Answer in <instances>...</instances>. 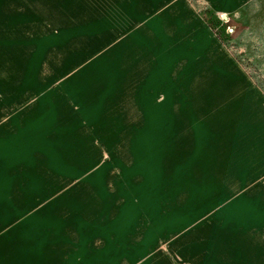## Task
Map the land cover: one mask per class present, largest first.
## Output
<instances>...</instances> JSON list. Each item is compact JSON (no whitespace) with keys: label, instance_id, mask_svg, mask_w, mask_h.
Returning <instances> with one entry per match:
<instances>
[{"label":"rangeland","instance_id":"obj_1","mask_svg":"<svg viewBox=\"0 0 264 264\" xmlns=\"http://www.w3.org/2000/svg\"><path fill=\"white\" fill-rule=\"evenodd\" d=\"M0 264H264V0H0Z\"/></svg>","mask_w":264,"mask_h":264}]
</instances>
